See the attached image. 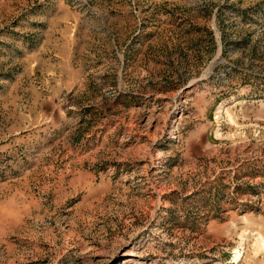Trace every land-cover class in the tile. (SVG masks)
Here are the masks:
<instances>
[{
  "label": "rangeland",
  "instance_id": "obj_1",
  "mask_svg": "<svg viewBox=\"0 0 264 264\" xmlns=\"http://www.w3.org/2000/svg\"><path fill=\"white\" fill-rule=\"evenodd\" d=\"M0 264H264V0H0Z\"/></svg>",
  "mask_w": 264,
  "mask_h": 264
}]
</instances>
